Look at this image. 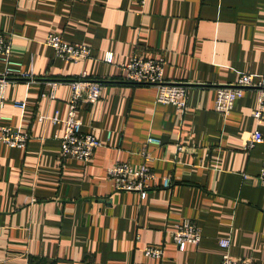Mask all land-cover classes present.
<instances>
[{"label":"crops","instance_id":"0c3cea01","mask_svg":"<svg viewBox=\"0 0 264 264\" xmlns=\"http://www.w3.org/2000/svg\"><path fill=\"white\" fill-rule=\"evenodd\" d=\"M0 31L32 75L7 86L0 111L1 124L31 135L24 148L0 142V264H219L221 238L233 258L264 264V141L244 149L254 129L264 136V106L257 119V92L246 88L227 116L214 110L216 86L264 78V0H0ZM48 33L86 44L91 57H57ZM133 54L163 58L164 78L187 85L183 112L156 103L155 86L122 78L118 65ZM82 70L105 83L79 108L83 131L101 142L87 162L61 157L62 122L39 119L65 117L67 82ZM51 80L63 81L53 100L40 94ZM142 148L151 189L116 190L107 168L143 162ZM183 219L202 236L178 249L171 232ZM148 245L162 256H146Z\"/></svg>","mask_w":264,"mask_h":264},{"label":"built area","instance_id":"2783aa9c","mask_svg":"<svg viewBox=\"0 0 264 264\" xmlns=\"http://www.w3.org/2000/svg\"><path fill=\"white\" fill-rule=\"evenodd\" d=\"M140 6H144L146 0H135ZM44 43L50 46L55 55L64 60L83 61L91 57V48L84 43L67 42L59 34L48 33L44 38ZM104 61L111 62L112 54L107 52L103 57ZM0 61L4 63L3 71L0 72V111L5 105V92L9 84L18 80L30 79L32 75L22 69L20 61L11 57L10 37L5 32L0 31ZM122 72V78L134 84H148L156 87L155 102L171 104L178 111L183 112L186 107L187 85L183 82L168 81L164 78V60L158 58H144L133 54L130 58L118 65ZM62 80H51L44 83L41 96H46L49 100L56 98V88ZM70 88L67 100V112L63 119L59 118V111L55 110L52 116L43 115L39 119L43 122L50 120L53 123L62 122L63 132L60 136L61 157H71L83 162L91 159L94 151L101 145L100 140L91 132L83 131V122L78 116L82 103H95L101 96L105 83L92 79L86 70L68 80ZM253 88L257 92V108L254 116L259 119L264 106V78L253 80L248 73H241L234 82L215 87L214 110L222 116H227L232 110L234 102L242 96L243 90ZM15 106L24 107L22 101H15ZM9 119L0 115V120ZM28 131H22L8 124L0 123V142L10 147L24 148L30 139ZM264 141V136L259 129H254L246 139L244 149L249 150L256 144ZM148 144H160V140L149 136L146 140ZM144 161L139 164L118 161L109 166L106 170L107 177L113 182L114 188L119 191L137 192L144 197L152 187L155 178L154 171L147 163L150 157L146 148L140 150ZM256 180L264 184V158L261 162V170L256 176ZM163 187L170 185L168 177L163 178ZM172 240L178 249L184 248L187 243L198 244L202 231L201 228L191 219H183L171 232ZM220 246L224 249L219 264H254L250 258H233L229 253L230 241L228 238L219 240ZM146 256L160 258L162 247L148 245L143 248ZM22 264H31L28 260Z\"/></svg>","mask_w":264,"mask_h":264}]
</instances>
